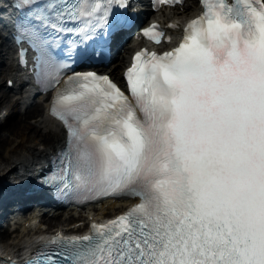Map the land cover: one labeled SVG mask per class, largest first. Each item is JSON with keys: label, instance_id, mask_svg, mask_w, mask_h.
I'll use <instances>...</instances> for the list:
<instances>
[{"label": "snow or ice", "instance_id": "1", "mask_svg": "<svg viewBox=\"0 0 264 264\" xmlns=\"http://www.w3.org/2000/svg\"><path fill=\"white\" fill-rule=\"evenodd\" d=\"M129 2L11 0L14 43L35 53V81L55 89L50 114L66 132L43 183L138 199L90 235L57 234L28 264H264V0H201L178 47L136 53L130 96L73 69L108 58ZM141 31L164 38L156 24Z\"/></svg>", "mask_w": 264, "mask_h": 264}, {"label": "bare ground", "instance_id": "2", "mask_svg": "<svg viewBox=\"0 0 264 264\" xmlns=\"http://www.w3.org/2000/svg\"><path fill=\"white\" fill-rule=\"evenodd\" d=\"M192 11L193 8L187 3L182 10H173L172 17L176 19L184 17L187 19L193 15ZM11 71H13L12 66H8L4 71H1L0 79L3 76H6L7 79L11 77ZM108 71L118 74L119 62L113 69L110 67ZM20 104L21 102L19 100H13L5 94L0 96V128L5 129L4 132L0 134V180L6 173L19 174L21 170L27 173L31 172L30 166L36 158L43 156L62 140V132L59 131L57 126L52 122L48 121L47 118H44L45 116L43 115L40 104H35L31 109H27L23 113L19 112L18 106ZM31 118H39L41 120L40 122H30L29 119ZM13 136L20 138L17 142V146L15 148L8 147L2 151L1 148L4 144L8 143ZM114 214L115 212L111 213V215ZM28 225V228L25 227L23 232H29V234L32 235L17 237L6 249H9L12 245H17L18 248L21 246L28 248L34 241H37L36 232L30 233V231L36 229V226L31 229V227L34 226L33 221H29ZM69 226L70 224L68 227Z\"/></svg>", "mask_w": 264, "mask_h": 264}, {"label": "rangeland", "instance_id": "3", "mask_svg": "<svg viewBox=\"0 0 264 264\" xmlns=\"http://www.w3.org/2000/svg\"><path fill=\"white\" fill-rule=\"evenodd\" d=\"M29 121H31V120H29ZM5 130V129H4ZM4 130H2L3 132H4ZM0 134H1V130H0ZM20 140V138H16V137H12L11 138V140L8 142V143H6V144H4V146L1 148L2 149V151L3 150H5L6 148H8V147H13V148H15L16 146H17V142ZM29 141V140H28ZM28 143V142H27ZM26 143V144H27ZM18 148H22V147H18ZM13 243V240H11V241H5V242H2V243H0V248H2V249H5L6 247H8L9 245H11Z\"/></svg>", "mask_w": 264, "mask_h": 264}]
</instances>
